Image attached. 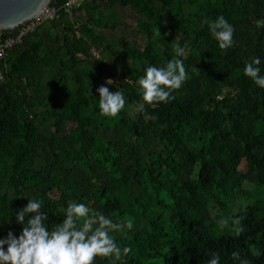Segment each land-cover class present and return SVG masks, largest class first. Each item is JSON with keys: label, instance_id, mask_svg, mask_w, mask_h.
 Instances as JSON below:
<instances>
[{"label": "trees", "instance_id": "1", "mask_svg": "<svg viewBox=\"0 0 264 264\" xmlns=\"http://www.w3.org/2000/svg\"><path fill=\"white\" fill-rule=\"evenodd\" d=\"M184 3L103 0L105 9L130 6L153 23L143 47L106 45L85 66L78 54L87 55L86 37H101L87 24L85 36L76 35L63 10L47 22L51 28L45 23L0 58V239L21 234L16 216L28 198L42 201L49 230L72 201L133 222L132 230L111 233L118 246L132 249L116 264H208L212 253L220 264H240L233 252L264 264V88L244 74L258 57L264 76V25L257 26L264 0H201L196 19L185 17ZM97 8L83 0L71 12L83 10L94 23ZM220 16L235 29L226 50L203 23ZM9 35L0 31V38ZM177 44L187 46L182 57ZM173 58L188 72L175 100L128 115V105L143 103L138 80L145 69ZM125 62L132 63L122 84L125 107L116 117L101 116L99 92L90 89ZM228 86L233 94L221 91ZM222 218H240L243 233L219 231ZM96 264L111 261L97 257Z\"/></svg>", "mask_w": 264, "mask_h": 264}, {"label": "clouds", "instance_id": "2", "mask_svg": "<svg viewBox=\"0 0 264 264\" xmlns=\"http://www.w3.org/2000/svg\"><path fill=\"white\" fill-rule=\"evenodd\" d=\"M203 23L207 24L221 50L234 45L235 29L223 16L214 22L205 20ZM261 25H264V21H257V26ZM160 34V30L157 31L156 35ZM7 43L5 42V46ZM186 47L175 45L176 57L184 56ZM260 63L258 57L254 58L245 65L244 74L258 87L264 88V76L260 75L258 67ZM193 71L198 69L194 68ZM187 79L188 72L183 61L178 58L167 61L162 67H147L145 75L138 80L143 90V103L136 104V111L145 112L146 104L175 100L172 93L180 89ZM110 81L107 83L110 84ZM98 92L101 116L116 117L125 107L126 101L122 92H112L105 86L99 87ZM145 119L155 117L145 115ZM42 208V201L28 198L27 205L16 216L17 221L23 225L21 234L17 237L9 231L6 238L0 239V264H96L97 257L109 259L111 264H116L132 252L131 247L118 246L115 237L111 235L121 232L124 228L132 230L134 225L130 220H114L94 211L85 203L69 201L65 209L66 218L49 230L46 225L48 215L41 211ZM218 230H229L237 237L244 231L240 218L220 219ZM232 257L234 260H240V264H249L246 259H240L239 252H233ZM208 264H220L219 253H212Z\"/></svg>", "mask_w": 264, "mask_h": 264}, {"label": "rangeland", "instance_id": "3", "mask_svg": "<svg viewBox=\"0 0 264 264\" xmlns=\"http://www.w3.org/2000/svg\"><path fill=\"white\" fill-rule=\"evenodd\" d=\"M84 1L89 2L90 0ZM95 3L99 8L92 12L95 21L94 23L88 21L83 10L76 11L75 13L66 17L73 29L78 31L76 35H84L82 31V25L87 24L101 37V42H94L86 37L89 41L87 55L83 56L78 54L81 66H85L86 61H91L92 57H100L104 55L106 53V45H110L111 49L121 48L127 44H133L140 48L145 45L149 37L151 24L153 23L151 19L142 16L130 6L115 5L112 9H105L102 6L103 0H95ZM199 4H201V0L194 3H190L185 0V3L182 5L185 17L189 19L198 18L200 16V12L197 7ZM45 28L49 29L51 28V25L46 23ZM61 30L62 26L58 27L56 30H51V36L53 35L54 31L60 33ZM61 58L64 59V56L61 55ZM109 58L111 61L112 57L109 56ZM131 65V62H125L119 69H115V76H104L100 83L90 89L91 93L98 92V88L101 86L108 87L112 92H122V84L130 80V78H127L126 76V70ZM134 67L138 73L143 75L142 71L144 70L141 65L134 64ZM40 71H42L44 74L48 73V70L45 67H41ZM109 80H111L110 84L107 83ZM221 91H229L231 94L235 92L232 86L222 88ZM127 112L128 115H131L134 118L138 116V111H136V108L133 104L128 105ZM70 127L71 125H68L66 130H68ZM241 169L243 171L246 170V165L244 163L241 165ZM52 196L56 197V193H53ZM233 210L235 211L236 209L234 208Z\"/></svg>", "mask_w": 264, "mask_h": 264}, {"label": "built area", "instance_id": "4", "mask_svg": "<svg viewBox=\"0 0 264 264\" xmlns=\"http://www.w3.org/2000/svg\"><path fill=\"white\" fill-rule=\"evenodd\" d=\"M83 0H65L61 6L49 4L41 9V11L32 19L25 22L22 26L16 29L13 33L5 38H0V58L14 46L20 44L23 39L40 29L45 23L53 21L57 18L60 10H63L68 15H71L73 6L79 5ZM5 42L7 46H5ZM95 56V55H94ZM97 57V56H95ZM3 80V75L0 71V81Z\"/></svg>", "mask_w": 264, "mask_h": 264}, {"label": "water", "instance_id": "5", "mask_svg": "<svg viewBox=\"0 0 264 264\" xmlns=\"http://www.w3.org/2000/svg\"><path fill=\"white\" fill-rule=\"evenodd\" d=\"M52 0H0V31L11 34Z\"/></svg>", "mask_w": 264, "mask_h": 264}]
</instances>
